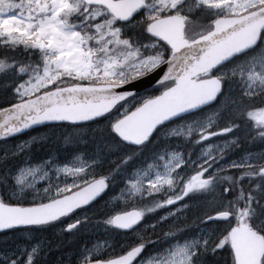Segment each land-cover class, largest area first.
<instances>
[{"label": "snow or ice", "instance_id": "1", "mask_svg": "<svg viewBox=\"0 0 264 264\" xmlns=\"http://www.w3.org/2000/svg\"><path fill=\"white\" fill-rule=\"evenodd\" d=\"M0 45V104L10 105L0 107V235L72 218L60 231L75 237L90 220L77 211L119 180L125 208L101 223L136 239L119 252L85 246L77 264H142L158 229L177 242L149 264H206L223 251L231 264H264V228L247 223L264 216V0H0ZM138 84L151 90L140 95ZM102 121L91 163L50 152L33 164L37 137L9 140L45 122L78 130ZM171 125L178 142L133 172ZM240 144V158L226 159ZM105 164L106 175L97 171ZM148 214L155 224H142ZM194 226L199 234L185 238ZM18 247L0 251V264H36L45 249Z\"/></svg>", "mask_w": 264, "mask_h": 264}, {"label": "trees", "instance_id": "2", "mask_svg": "<svg viewBox=\"0 0 264 264\" xmlns=\"http://www.w3.org/2000/svg\"><path fill=\"white\" fill-rule=\"evenodd\" d=\"M15 2L19 3L20 0H15ZM232 67H234V65H229V68ZM237 79L240 81L239 76H237L236 80ZM241 84V81L240 84H236V82H234V93L238 94L240 92L239 87ZM4 88L5 84L0 86V95L4 93ZM148 90L150 91L151 88ZM143 93L144 91L139 94L143 95ZM5 105L8 104H0V107ZM213 111V109H208L206 114L208 115ZM107 123V121H102L100 125L92 124L90 127L78 130L73 129L69 123L45 125L37 130H41L42 135L47 136L48 139L34 144L29 151H32V148L34 147V151L32 152L34 158H42L44 155L49 154L50 152H59L61 158L67 159L71 156L70 154L74 152V148L78 147L79 149H84L85 152H87L86 154L90 157V155L94 153L97 148L96 138L104 135V126ZM22 138L23 137H18L9 140L13 143H19ZM249 147L253 151L256 149L252 145H249ZM236 150L237 149H235V152ZM155 153V150L145 149L143 153L139 155L137 162L145 161L153 157ZM238 154L241 155L243 153L239 152ZM112 158L115 159V157ZM107 167L108 165L105 164L102 170L99 172L106 175ZM111 190L112 189H110L109 192ZM28 199L30 200L31 197L29 196ZM96 206L104 209V211L100 214V218L98 217V212H91L93 215H88L90 220L81 226L78 234L75 237L70 236V234L55 235V233L52 231L44 233L43 229L39 231L35 230L34 234L32 232L30 234H26L25 236L21 235V231V233L9 232L7 233V236L0 235V249L5 252H19L21 251V249L18 247L19 245L31 246L36 243H43L45 249L42 250V253L37 259L36 264H77L78 258L81 255L83 248L85 246L88 247L96 239L103 237L104 235L101 233L107 231L105 229V225L101 223L107 219L110 212L109 209H112V203L109 202L107 194L98 199V201L94 204L95 208H97ZM122 246L123 244L117 248L120 250ZM231 259L230 252L227 251L225 254L221 252L218 256L209 254L205 257V262L206 264H231Z\"/></svg>", "mask_w": 264, "mask_h": 264}, {"label": "flooded vegetation", "instance_id": "3", "mask_svg": "<svg viewBox=\"0 0 264 264\" xmlns=\"http://www.w3.org/2000/svg\"><path fill=\"white\" fill-rule=\"evenodd\" d=\"M168 131H170V130H165V132H162L161 137L159 138V140H157L156 142L154 141L153 144L150 145L149 147H150V148H158V146H159V148H160L162 145H165L166 143H170V142H173V141L178 142L177 138H175V137H171V136H168V135H167V132H168ZM184 148H186V147L184 146ZM184 148H181V149H183L184 152H185V149H184ZM188 174L194 175L193 172H190V173H188ZM117 183H119V180L117 181ZM112 199H113V201H114L115 203H121L122 201L126 200V197L122 196V194H118V191H116V193H115V195L112 197ZM188 203H190V201H188ZM128 209H129V208H127L126 210H128ZM102 210H103L102 208L97 207V208L89 209L88 211H95V212H97V211H102ZM119 210H121V209H119V208H117V207H113V208H112V212H113V213H117V212H119ZM172 211H175V209H172ZM157 212H159L161 215H166V214H167L166 212H164L163 210H160V209H158ZM79 215H81V212L78 210L77 213H76V216H79ZM192 217H194V215H192V216L190 217V219H189L190 222H192V220H194ZM146 218H147V221L149 222V224H155V223H156L157 217L155 216V214H148V215L146 216ZM66 219L70 220V219H72V218H66ZM125 235H127V234H124V236H125ZM112 236H113V237H112L113 241H114V242L117 241L119 235H115V234H113ZM162 237H163V238H162ZM164 239H165L164 236H162V235L159 236V229H158V232H157V234H156V238H155L154 242H155L156 244H159V242H162ZM156 250H159V248H157ZM165 254H166V253H165ZM165 254H164V255H165ZM164 255H163V256H164Z\"/></svg>", "mask_w": 264, "mask_h": 264}, {"label": "clouds", "instance_id": "4", "mask_svg": "<svg viewBox=\"0 0 264 264\" xmlns=\"http://www.w3.org/2000/svg\"><path fill=\"white\" fill-rule=\"evenodd\" d=\"M247 223L253 227V230L258 231L259 229L264 228V216H258L257 218H255L254 224H253V219H249ZM149 261L147 262V264H149Z\"/></svg>", "mask_w": 264, "mask_h": 264}, {"label": "bare ground", "instance_id": "5", "mask_svg": "<svg viewBox=\"0 0 264 264\" xmlns=\"http://www.w3.org/2000/svg\"><path fill=\"white\" fill-rule=\"evenodd\" d=\"M236 84H240V81H238V79L236 80ZM169 144H174L173 142H170ZM164 147H165V145H162L160 148L161 149H163L164 150ZM182 148H184V147H182ZM185 149V151H191L190 149H188V148H184ZM180 151H183L184 152V150L183 149H181L180 148ZM61 165V164H60ZM102 170V168L101 169H98L97 171L99 172V171H101ZM116 188H113L111 191H110V193H109V197L110 196H112L113 194H115L116 193Z\"/></svg>", "mask_w": 264, "mask_h": 264}, {"label": "water", "instance_id": "6", "mask_svg": "<svg viewBox=\"0 0 264 264\" xmlns=\"http://www.w3.org/2000/svg\"><path fill=\"white\" fill-rule=\"evenodd\" d=\"M149 87L150 85H139L138 84V86H137V91H140V90H143V89H145V87ZM10 107V106H9ZM45 123H49V122H45Z\"/></svg>", "mask_w": 264, "mask_h": 264}]
</instances>
